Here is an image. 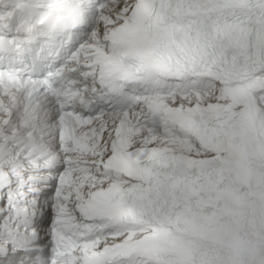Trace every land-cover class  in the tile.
I'll return each mask as SVG.
<instances>
[{"label": "snow or ice", "instance_id": "snow-or-ice-1", "mask_svg": "<svg viewBox=\"0 0 264 264\" xmlns=\"http://www.w3.org/2000/svg\"><path fill=\"white\" fill-rule=\"evenodd\" d=\"M0 264H264V0H0Z\"/></svg>", "mask_w": 264, "mask_h": 264}]
</instances>
